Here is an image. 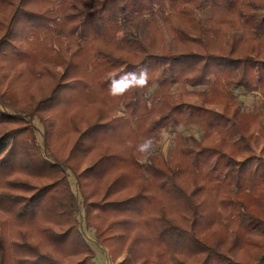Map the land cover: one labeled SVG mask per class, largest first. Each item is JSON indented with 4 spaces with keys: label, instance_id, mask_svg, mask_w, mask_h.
<instances>
[{
    "label": "trees",
    "instance_id": "obj_1",
    "mask_svg": "<svg viewBox=\"0 0 264 264\" xmlns=\"http://www.w3.org/2000/svg\"><path fill=\"white\" fill-rule=\"evenodd\" d=\"M80 215L115 264H264V0H0V264H93Z\"/></svg>",
    "mask_w": 264,
    "mask_h": 264
},
{
    "label": "rangeland",
    "instance_id": "obj_2",
    "mask_svg": "<svg viewBox=\"0 0 264 264\" xmlns=\"http://www.w3.org/2000/svg\"><path fill=\"white\" fill-rule=\"evenodd\" d=\"M234 93L237 96L238 100L241 101L242 108L245 112H252L259 107L260 104H259V100L257 98L258 97L257 94H244L241 90H235ZM35 126L38 129V131L41 130L39 123L36 121H35ZM180 130H182V128ZM185 131L188 134H191L196 138H200V136H201V132L194 127L189 128V129L187 128V129H185ZM37 137H38V139H40L38 132H37ZM172 137H173L172 134L163 133L162 134V140L160 141L159 146L153 147V150L157 149V147L160 148L161 151H167V150L171 149ZM252 147L254 148L255 152L258 153L260 145H259L258 139L256 137L253 138ZM69 182H70V185H71L74 193L77 195L76 187L74 184V179L72 178V176L69 177ZM79 218H80V222H82L81 223V231L83 233V236H84L86 242L88 243V245L90 246V248L94 251L95 257L93 259V264H115V262L111 256L110 252L108 251V249L100 247L95 241L93 231L85 228L82 215H80ZM121 259H122V256H119V257H117L116 261L117 262L121 261Z\"/></svg>",
    "mask_w": 264,
    "mask_h": 264
},
{
    "label": "clouds",
    "instance_id": "obj_3",
    "mask_svg": "<svg viewBox=\"0 0 264 264\" xmlns=\"http://www.w3.org/2000/svg\"><path fill=\"white\" fill-rule=\"evenodd\" d=\"M148 83V70L146 68H141L137 73L126 72L121 75L118 79H113L110 84L111 94L122 95L127 90L133 87H144ZM152 146L151 140H146L143 144L139 146V151L142 153H149V150Z\"/></svg>",
    "mask_w": 264,
    "mask_h": 264
}]
</instances>
